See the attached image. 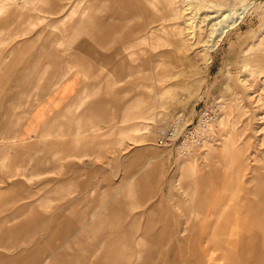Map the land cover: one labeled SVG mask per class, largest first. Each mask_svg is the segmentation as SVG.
Wrapping results in <instances>:
<instances>
[{"label": "rangeland", "instance_id": "1", "mask_svg": "<svg viewBox=\"0 0 264 264\" xmlns=\"http://www.w3.org/2000/svg\"><path fill=\"white\" fill-rule=\"evenodd\" d=\"M33 1L35 7L42 11L32 7L16 12L10 8L0 15V60L6 53L1 66L9 63L15 48L16 52H21L22 115L32 111L36 103L38 107L35 109L42 110L39 106L45 99L38 102L37 98L45 97L62 74H66L69 65L79 58L89 69L85 70L86 75L81 71L84 85L66 107V120L70 116H83L92 103L112 101L111 113L116 114L118 123L110 132L102 130L101 139L94 142L97 154L88 156L84 150L85 140H77V134L76 138H69V124H66L63 138L61 111L59 116L49 117L46 121V124L50 123L51 131L46 129L44 121L42 124L34 121L25 126L29 116L25 117L21 123V172L9 175L8 157L0 155V223L14 216L19 207L31 204L51 217H66L67 224L73 223L69 225L70 231L76 232L78 226L74 223L78 220L71 216L78 215H74L71 208L76 207L80 210L78 213L91 216L93 212L86 210L97 207L91 201H98V194L106 193L109 188L114 192L124 178L131 179L141 169L140 164H131V158L141 153L157 163L158 168H152L153 172L157 170V174L150 192L139 197L137 204L130 208L128 220H136L139 228H144L149 215L154 214L158 230L165 225L163 216L175 229L179 222L186 224L188 219H199L204 234L207 233L205 243L212 249L215 264H262L264 0H221L217 5L199 6L197 14H200L201 20L196 21L194 28L189 15L173 17L174 10L167 9L168 0H150L151 13L157 14L158 10L161 13L160 27L151 28L149 34L153 42L150 56L158 51V43H161V59L153 60L155 72L161 69V82L157 80V75H149L148 80L142 79L141 69L134 73L126 70L123 76L112 74V66L121 63L120 59H114L115 63L107 60L116 49L113 43L101 45L91 39L85 42L87 37L73 38V30L80 17L77 15L71 22L62 21L73 6L81 5L82 0ZM174 2L181 10L185 9L181 0ZM228 10H237L238 13L246 10V17L223 38L217 39L212 52L207 51L206 46L211 45L216 36L213 31L223 20L220 15H226ZM190 28L193 29L189 31ZM157 30L159 35L154 33ZM21 32L27 35L22 36ZM46 65L50 66L48 76L40 83L39 77ZM71 71L70 75H76L77 79L78 70L73 68ZM106 79L114 82L116 87L102 86L100 81ZM139 103L145 113L150 112V118L155 117L150 122L151 137L139 143L117 144L116 137L125 127L122 124L125 110ZM205 107L215 109L219 115L212 146L188 159L181 158L175 148L159 147V133L165 115L182 114L191 121ZM36 126L38 132L33 139H28L32 136H27L26 131L34 130ZM74 126L76 129L78 125ZM227 140L234 142L231 153H227L230 157L223 153ZM61 144L66 148L65 155ZM68 147L72 150L70 154ZM212 152H215L213 156ZM86 159L95 164L100 172L88 175L78 171L84 169ZM196 159V175L190 180L183 179L182 168L190 166ZM214 169L218 170L216 174ZM15 184L19 185L16 191L13 189ZM187 189L195 193L193 198L185 193ZM179 199L189 211L179 206ZM260 207L262 211H259ZM223 208H228L230 212L223 216ZM162 210L165 213L161 214ZM24 218L22 216L7 224L14 226ZM209 223L210 227L206 229ZM33 224L31 229L24 231L33 233L29 240L30 233L17 236L15 240L7 239L3 244L5 246L0 247V255H17L31 246L28 241L34 245L38 239L44 238V233H52ZM213 235L220 237V248L211 246ZM54 252L50 250L49 254ZM93 253L96 251L91 255ZM78 254H82V250ZM138 263L161 264V255L155 252L151 260L141 259Z\"/></svg>", "mask_w": 264, "mask_h": 264}, {"label": "crops", "instance_id": "2", "mask_svg": "<svg viewBox=\"0 0 264 264\" xmlns=\"http://www.w3.org/2000/svg\"><path fill=\"white\" fill-rule=\"evenodd\" d=\"M95 1L82 0L81 5L73 6L65 17V20L62 21L64 23L71 22L77 15L80 17L79 23L73 30V38L85 39L87 37L84 40L85 42L91 39L101 45L113 43L116 49L107 57V60L115 63L114 59H120L119 62L121 63L112 66V74L118 73L123 76L126 70L129 73H134V71L141 69L142 79L148 80L149 75H153L154 77L157 75V80L161 82V69L159 68L155 72L156 69L153 62L155 58L157 60L161 59V48L159 45L161 43H158V51L153 52L152 56H150V46L153 45V42H151L149 35L151 28L160 27V10H158L157 14L151 13L150 0ZM33 2V0H2L0 15L10 8H13L16 12L30 10L32 7L38 12L42 11L38 7H35L36 5ZM155 32H158V35L160 34L159 30ZM20 35L24 36L27 34L23 35L21 32ZM59 46H63V44L59 43ZM5 59L6 53L0 60V67H2V70L0 69V155L8 157L9 175L21 172L22 153L20 141L23 131L21 123L27 116L29 117L24 124L25 126L34 121L37 124L39 122L42 124L44 121V124H46L49 117L59 116L58 112L61 111L63 138H65L66 134V124H69V138H76L77 134V140L83 139L86 141L84 144L85 153L88 156H95L98 149H96L94 142L101 139L102 130H105L106 133L110 132L113 128H116L118 123L116 114L113 115L111 113L112 101L105 104L92 103L87 106L83 116L77 118L70 116L67 119L68 121L65 114L68 104L82 90L84 84L80 77L83 72V75H86L85 70L89 66H86L85 62H81L79 58L75 59L69 65L66 74H62L50 88V92L46 93L45 97L41 96L37 98L38 102L40 99H45L39 106L42 110L35 109L38 107V103H36L31 109L32 111H26L22 115L21 52H16L15 48L13 57L9 63L1 66ZM112 63H109V65ZM49 68L50 66L46 65L43 71H41L39 77L40 83L47 78ZM73 68L78 70L77 79H75L76 75H70L73 72L71 71ZM68 75L70 76L67 78ZM100 82H102V86L107 88L116 87L114 86V82H111L109 79L105 81L101 80ZM59 86L62 87L57 89ZM44 90L47 89L44 88ZM107 106H109V111L107 110ZM137 107H140L139 117L134 116V109ZM149 114L150 112L145 113L143 111L142 104L140 103L135 105L134 108L128 106L122 119V124L125 127L119 131L116 143L119 145L133 144L132 141L134 140H144L148 136L150 138L149 123L152 120L149 118ZM144 117L146 119H143ZM132 121L134 125H130ZM49 124H46V129L48 128L51 131L52 129ZM75 124L78 125L76 129L75 126L73 127ZM37 132L36 126L34 130L26 131V135L32 136L28 139H33V135ZM119 141L124 142L120 144ZM12 145L13 148L11 147ZM61 147L65 155L66 148L64 144H61ZM70 150L71 148L68 147L69 154L72 152ZM137 156L141 160L140 158L138 160ZM137 160L139 163H137ZM197 160L191 163L188 166L189 168H182L183 179L190 180V177L196 175L198 168ZM131 161L133 165L140 164L141 169L131 179L124 178L114 192L109 188L106 193L98 194L100 199L98 201H91L92 203H96L97 207L86 210V212H93L91 216L83 215L85 213H78L80 210L76 207L71 208L74 215H78L71 216L76 217L78 220V225L74 223L75 226H78L76 232L70 231V226L73 223H69L70 220L68 219L69 224H67V218L64 216L57 217L56 215L51 217L31 204L19 207L14 216L0 223V247L5 246L3 244H5L7 239L12 238L15 240V237L28 233H30L29 240L33 236V233L24 231L31 229L34 225L33 222L36 224V228L49 229L52 233H44V238L38 239L34 245L32 241H28L31 246L22 250L17 255H0V264H139L138 261L141 259L151 260L155 252L161 255V264H215L211 255L212 249L205 243L204 237L207 233L204 234V231H202L203 227L199 219L195 221L188 219L186 224L179 222L177 229H175L168 224L169 220L163 216L165 225L162 229L158 230H156L157 220L154 214L149 215L144 228H139L136 220H128L127 214L130 208H133L137 204V199L146 196L150 192L152 181L156 178L157 174V170L153 172L152 168H158L154 160L146 159L141 153L135 154L131 158ZM143 161L146 163H143ZM86 162L87 164L84 165V169H78V171L91 175V172L100 170L90 160L86 159ZM191 166L193 169L190 168ZM72 171H75V169H72ZM215 178H217L216 175ZM7 180L8 178L5 181ZM14 186L13 189L16 191L19 185L15 184ZM185 191L186 194L188 193L189 196L194 197V192H191L189 189ZM178 204L184 210L189 211L188 207L182 206L181 199L178 200ZM222 210L223 216L230 212L228 208H223ZM162 212L164 211L162 210L161 214ZM22 216H25L22 222L14 226L7 224V222H12ZM208 227H210V223L206 229ZM215 235L211 236L212 239L210 237L211 246L213 247L214 245L220 248L222 241L220 243V237ZM185 244H187V248ZM7 249L9 250V248ZM50 250H55V252L49 254ZM80 250H82V254H78ZM93 251H96V253L91 255Z\"/></svg>", "mask_w": 264, "mask_h": 264}, {"label": "built area", "instance_id": "3", "mask_svg": "<svg viewBox=\"0 0 264 264\" xmlns=\"http://www.w3.org/2000/svg\"><path fill=\"white\" fill-rule=\"evenodd\" d=\"M218 117V112L209 107L201 109L191 121L182 114H167L163 119L158 145L175 148L181 158H190L196 150L214 139Z\"/></svg>", "mask_w": 264, "mask_h": 264}, {"label": "bare ground", "instance_id": "4", "mask_svg": "<svg viewBox=\"0 0 264 264\" xmlns=\"http://www.w3.org/2000/svg\"><path fill=\"white\" fill-rule=\"evenodd\" d=\"M175 1V0H174ZM173 0H168V3H166V5H167V9L169 10H174V14H172V16L174 17V18H179V16H181V17H183V15H189L191 18H190V20H191V22L193 23V28L195 27V25H196V21L198 20V19H200L201 20V17H200V14H197L198 13V7L199 6H203L204 7V5L206 6V5H214V4H216L217 5V3H218V1H221V0H217V1H215V0H181L182 2H183V4H184V6H185V9L184 10H181L180 9V7H177L176 6V3L177 2H174ZM167 2V1H166ZM197 5V6H196ZM176 6V7H175ZM134 10V9H133ZM246 10H243V12H241V13H238V11L237 10H228L227 11V14L226 15H224V13H222L221 15H220V17H222L223 18V20L221 21V22H219L218 23V28H217V30H214L213 31V33H215L216 34V36H215V39H214V41H211V45H207L206 46V50L207 51H210V52H212L213 50H214V45L216 44V43H218L217 42V39L218 38H223L230 30H232L234 27H236L238 24H239V22H240V20H242V19H244V17H246L245 15H246ZM224 15V16H223ZM230 17H232L231 18V20H230ZM191 22L190 21H188L187 23H189V27H191L192 26V24H191ZM216 26V25H215ZM193 28H190L189 29V31H191ZM199 29V28H198ZM201 29V28H200ZM210 33H211V31H210ZM213 35V34H212ZM198 39V38H197ZM212 40V39H211ZM213 42V43H212ZM209 58V57H208ZM207 58V59H208ZM132 108H134V107H132ZM140 116V107H137V108H135L134 109V116H136V117H139ZM142 115V114H141ZM150 115V114H149ZM154 115V114H153ZM229 115H227V117H228ZM150 118V117H149ZM148 118V119H149ZM154 118L155 117H151L150 119L152 120V121H154ZM229 118H230V116H229ZM143 119H146V117H144ZM138 120V119H137ZM140 121H141V119H139ZM135 121V120H134ZM144 121V120H143ZM133 122V121H132ZM150 122V121H149ZM129 123V122H128ZM140 123V122H139ZM135 124H138V123H135ZM150 124V123H149ZM134 125V124H133ZM139 125V124H138ZM143 125V124H142ZM147 126V125H146ZM150 128V127H149ZM148 131V130H147ZM137 132V131H136ZM136 135V134H135ZM143 135V134H142ZM144 136H146V135H144ZM143 136V137H144ZM139 137V136H138ZM145 138V137H144ZM126 139H128V138H126ZM141 141H144V140H134V141H132V143H139V142H141ZM214 141V139L211 141V142H209V143H207V144H205L202 148H200V149H198V150H196L195 151V153L192 155V156H194L196 153H199V152H202L206 147H208L209 145H211L212 146V144L213 143H215V142H213ZM120 142V144L121 143H123L124 141H119ZM125 142H126V140H125ZM233 143L234 142H232V140L230 141V140H227L226 142H225V146H224V154H226V156L228 155L227 153L230 151V149H232V147H233ZM160 147V146H159ZM162 148V147H161ZM211 151V150H210ZM214 153L215 152H212V154L214 155ZM229 153H231V151L229 152ZM213 155H211V156H213ZM141 156V155H140ZM229 157H230V154L228 155ZM227 156V157H228ZM140 158V157H139ZM139 158H138V156H137V159L139 160ZM189 158V157H188ZM187 158V159H188ZM136 159V158H135ZM138 160H137V163H139L138 162ZM140 160H141V158H140ZM143 160H144V158H143ZM228 160V159H227ZM224 161H225V159H224ZM145 161H143V163H144ZM141 163V162H140ZM146 163V162H145ZM148 163V162H147ZM189 168V167H188ZM190 168H192L193 169V167L191 166ZM194 171V170H193ZM215 171V169L213 170V172ZM187 172H188V170H187ZM216 172H218V170H216L215 171V174H216ZM194 173V172H193ZM188 174V173H187ZM195 174V173H194ZM192 175V174H191ZM190 175V176H191ZM188 176V175H187ZM217 176V175H216ZM263 181V180H262ZM257 184V183H256ZM259 187H260V184H259ZM262 191H264V189L262 190ZM186 192V191H185ZM260 193V192H259ZM188 194V193H187ZM262 200V199H261ZM263 210V208H261L260 207V210L259 211H262ZM258 211V210H257ZM259 213V212H258ZM264 213V212H263ZM263 219V218H262ZM264 220V219H263ZM264 227V221H262V223H261V225H260V228H263ZM203 231V230H202ZM201 232V231H200ZM198 233V232H197ZM183 236V235H182ZM199 236V235H198ZM204 236V235H203ZM184 237V236H183ZM190 237H191V235H190ZM185 238V237H184ZM193 238V237H192ZM191 238V239H192ZM203 238V237H202ZM193 240V239H192ZM179 241V240H178ZM190 241V240H189ZM190 243V242H189ZM191 244V243H190ZM198 245V244H197ZM185 246H186V248H187V244H185ZM189 246V245H188ZM195 247H196V245H195ZM201 251H203V250H201ZM263 252V254H262V259H261V263L262 264H264V251H262ZM199 261V260H198Z\"/></svg>", "mask_w": 264, "mask_h": 264}]
</instances>
